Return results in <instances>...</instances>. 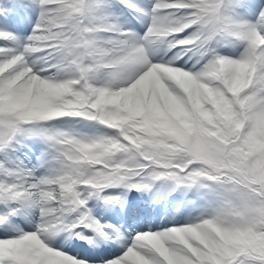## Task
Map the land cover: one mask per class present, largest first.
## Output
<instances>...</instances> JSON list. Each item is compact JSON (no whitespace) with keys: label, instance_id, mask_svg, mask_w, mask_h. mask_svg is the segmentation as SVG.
I'll return each instance as SVG.
<instances>
[{"label":"snow or ice","instance_id":"snow-or-ice-1","mask_svg":"<svg viewBox=\"0 0 264 264\" xmlns=\"http://www.w3.org/2000/svg\"><path fill=\"white\" fill-rule=\"evenodd\" d=\"M32 3L30 35L0 29V264H91L61 236L121 242L102 264H264V4ZM132 191L194 194L199 215L126 237L91 205Z\"/></svg>","mask_w":264,"mask_h":264},{"label":"rangeland","instance_id":"rangeland-1","mask_svg":"<svg viewBox=\"0 0 264 264\" xmlns=\"http://www.w3.org/2000/svg\"><path fill=\"white\" fill-rule=\"evenodd\" d=\"M134 2L137 3V4H142L143 6H149L150 7V5H151V0H134ZM2 11H3V5H2V3H0V12H2ZM32 12H33L32 19L35 22L36 18H37V11H36L35 7L33 8ZM122 15H123L122 11H120L118 8H116V16L120 17ZM12 19H13V17H10L11 21H12ZM4 24L5 23H3V21H0V28H2V26ZM239 52H240L239 48H228V53L229 54L228 53L225 54L224 52H223V54L226 55V56H237L239 54ZM197 215H199L198 212L193 213V217H195Z\"/></svg>","mask_w":264,"mask_h":264}]
</instances>
